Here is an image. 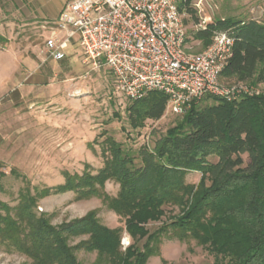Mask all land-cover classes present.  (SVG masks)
<instances>
[{
  "label": "trees",
  "instance_id": "trees-1",
  "mask_svg": "<svg viewBox=\"0 0 264 264\" xmlns=\"http://www.w3.org/2000/svg\"><path fill=\"white\" fill-rule=\"evenodd\" d=\"M191 5L192 0L181 2V13L193 17ZM219 32H228L235 41L220 82L264 85V21L215 20L195 31L193 39L206 49ZM5 42L0 37V44ZM207 100L213 102L194 103L184 115H176L180 122L153 149L142 147L134 154L102 133L104 167L96 175L66 172L64 184L27 187L18 205H0V245L32 264H82L79 250L96 253L97 264H147L160 255L164 237L173 235L180 241L193 239L218 264H264V94L235 100L209 95L202 101ZM131 102L128 121L139 130L148 120L164 117L168 97L151 92ZM211 157L218 161L210 162ZM191 173L202 175L198 185L188 183ZM109 181L120 187L114 197L105 192ZM65 193H74L78 201L101 198L124 220L125 229L104 226L97 211L60 226L37 214L40 200ZM166 207L179 213L163 221ZM157 222L161 226L150 232L147 226ZM124 230L132 240L126 249ZM84 236L87 240L70 245L71 239Z\"/></svg>",
  "mask_w": 264,
  "mask_h": 264
},
{
  "label": "rangeland",
  "instance_id": "rangeland-1",
  "mask_svg": "<svg viewBox=\"0 0 264 264\" xmlns=\"http://www.w3.org/2000/svg\"><path fill=\"white\" fill-rule=\"evenodd\" d=\"M5 1L0 0L3 13L8 10ZM191 6L195 15L192 17L185 11L182 15L188 50L192 53L205 49L202 43L193 39V33L201 26L228 18L264 21V0H192ZM9 24L13 27L0 22V33L8 39L5 44H0V205L15 207L20 192L27 187L43 189L62 185L66 172L83 175L87 171L96 175L104 167L99 146L104 140L100 137L104 132L126 151L136 154L142 147L153 149L155 142L182 119L166 110L161 120H148L143 129L133 130L127 116L132 102L118 90L107 68L90 71L82 59L79 60L76 51L66 55L61 62L46 60L44 42L48 34L41 25L17 20ZM29 60H41L54 77L43 80L46 83L37 87L29 85L28 81L15 84L19 76L25 74V61ZM8 64L12 65L10 76L13 78L4 81L7 77L4 67ZM220 84L227 89H253V96L264 94L262 84L228 83L225 80ZM212 102L200 101L199 104ZM244 158L248 161L246 155ZM209 161L216 163L218 159L211 157ZM201 176L191 173L187 181L198 185ZM119 189L118 184L109 181L105 192L114 197ZM165 209L163 221L179 213L176 208ZM91 211H97L104 226L125 229L124 220L98 197L78 201L74 193L51 195L40 200L36 208L37 214L50 217L54 226L83 218ZM160 226V222L150 223L147 228L154 232ZM87 238L71 239L70 245L75 246ZM144 242L139 246L142 247ZM131 244L132 240L124 230L122 245L126 249ZM76 256L82 264H97L96 253L79 250ZM0 264L32 262L25 255L0 245ZM147 264H218V261L193 239L180 241L171 235L164 237L160 255L150 258Z\"/></svg>",
  "mask_w": 264,
  "mask_h": 264
},
{
  "label": "built area",
  "instance_id": "built-area-1",
  "mask_svg": "<svg viewBox=\"0 0 264 264\" xmlns=\"http://www.w3.org/2000/svg\"><path fill=\"white\" fill-rule=\"evenodd\" d=\"M183 1L74 0L45 40L46 60L63 61L68 46L77 40L82 63L90 71L107 68L118 90L131 101L151 92L164 93L167 112L173 115H184L209 95L228 100L253 96V89L220 84L235 42L228 32L215 34L200 53L188 50L179 9Z\"/></svg>",
  "mask_w": 264,
  "mask_h": 264
},
{
  "label": "crops",
  "instance_id": "crops-1",
  "mask_svg": "<svg viewBox=\"0 0 264 264\" xmlns=\"http://www.w3.org/2000/svg\"><path fill=\"white\" fill-rule=\"evenodd\" d=\"M72 1L74 0H6L4 4L8 6V14L3 13L1 6L0 22L8 23V25H6L8 27L9 25L13 27L9 23H14L16 20L23 23L28 22L36 24L38 26L41 25L40 27L47 31L46 33L49 37L51 29H53V27L55 26V23L58 21L66 5ZM9 15L11 16V18H9ZM59 36L63 39L65 37V34L60 32ZM0 37L5 39L6 42L8 41L5 35L1 33ZM73 51H76L78 53L80 60L82 52L77 40H73L68 46L67 55H70ZM25 67V74L20 75L18 78L19 81L16 80L15 84L28 81L29 85L37 87L42 83H46L43 80L49 78L52 79V77H54L52 71L47 70L48 66L44 65L41 60H39L38 62L32 60L25 61ZM4 68L7 70V77L4 79V81L11 80L13 78L12 76H10L12 65L8 64Z\"/></svg>",
  "mask_w": 264,
  "mask_h": 264
}]
</instances>
